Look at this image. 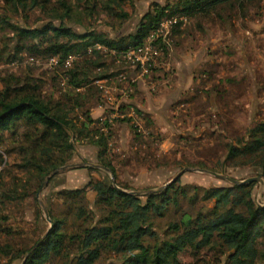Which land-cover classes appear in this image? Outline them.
Listing matches in <instances>:
<instances>
[{"label":"rangeland","instance_id":"rangeland-1","mask_svg":"<svg viewBox=\"0 0 264 264\" xmlns=\"http://www.w3.org/2000/svg\"><path fill=\"white\" fill-rule=\"evenodd\" d=\"M106 1L73 0L74 16L64 24L77 34L96 33L112 39L129 36L155 3L166 6L175 0H128L124 7L131 17L124 22L105 8ZM96 4L98 9L91 17L87 8ZM25 17L31 27L48 22L42 12ZM1 20L0 16V87L9 74H32L43 78L44 97L60 101L67 93L76 92L68 85L67 72L77 68L83 75L88 74L90 86L81 92L87 91L89 100L77 113L82 116L89 111L94 120H113L105 131L109 140L107 156L116 167L118 181L130 186L131 192L166 188L181 172L189 170L177 181V187L187 188L189 194L181 198V209L197 213L206 203L191 201L194 188L233 186L202 170L237 181L261 176L252 167L223 169L222 163L227 144L264 121V0L246 3L244 8H226L219 16L180 19V27L178 20L170 26L168 40L159 34L145 41L142 54L134 48L126 51L144 60L146 48L158 42V54L143 65L108 50L99 53L100 57L95 53L77 55L70 69L49 67L43 58L32 62L33 55L27 53L8 60L13 37ZM12 23L20 24V19L14 18ZM5 50H10L6 57ZM94 62L104 67L97 69ZM101 77L107 78L98 80ZM18 130V135L6 133L0 147L3 190L6 195L21 192L19 200L3 199L0 205V222L8 218L4 226L7 229L0 231V246H12L14 250L32 245L49 232V205L54 215H67V203L57 196L59 191L82 189L92 179H114L105 170L92 167L101 166L97 149L84 142L76 143L74 157L67 166L55 170L42 183L36 182L31 173L16 165V149L23 144L27 127ZM86 194V203L79 207H94L96 193L89 190ZM253 198L258 205H264V183H255ZM180 211L171 208L165 216L154 219L162 239L166 238L168 226L180 219ZM77 224L81 223L71 214L72 230ZM12 256L0 253V264H23L22 259ZM229 256L187 250L180 258L182 264H226ZM113 260L114 255H107L99 264ZM65 263V258H59L52 264Z\"/></svg>","mask_w":264,"mask_h":264},{"label":"trees","instance_id":"trees-1","mask_svg":"<svg viewBox=\"0 0 264 264\" xmlns=\"http://www.w3.org/2000/svg\"><path fill=\"white\" fill-rule=\"evenodd\" d=\"M0 1L3 4L0 9L4 11L0 13L1 21L13 37V49L5 50L4 57L10 51L8 60L27 53L33 55L32 59L43 58L49 62L52 58L83 56L91 48V53L100 57L102 51L95 49L97 45L123 54L130 48L144 47L145 41L157 34L165 20L177 18L180 21L177 27H180L185 18L219 16L226 8H244L246 3L256 0H175L166 6L155 3L134 33L115 39L96 33L77 34L66 27L64 22L75 13L73 0ZM127 1L107 0L104 4L124 22L131 17L124 7ZM97 9V4L87 8L89 16H94ZM32 12L46 14L48 22L29 26L25 16ZM14 18L20 19V24L12 23ZM155 45L160 46L158 42ZM93 64L97 69L104 67L97 62ZM65 75L69 87L76 92L67 93L60 101L44 97L43 78L9 74L2 79L0 147L7 138L6 133L18 135L19 128L27 127L24 142L16 149L19 155L16 165L42 183L55 170L70 163L76 143L87 142L97 149V161L114 179H92L82 189L59 191L57 196L67 203V215H54L49 205L54 226L44 237L16 250L12 246H0V253L12 254L13 259H22L25 264H52L59 258H65V264L69 261L70 264H99L107 255L115 256L110 264H182L180 257L187 250H194L196 254L209 250L230 254L226 264H264V205H258L253 198L255 183L194 188L191 201L206 203L197 213L182 211L181 198H188L189 194L187 188L177 187L178 180L161 192L145 196L127 193L132 188L118 181L116 167L107 156L109 140L105 131L111 128L113 120H94L89 111L80 116L77 111L89 100L88 92H81L90 86L89 76L77 68ZM226 148L223 169L244 165L257 170L264 178V121L229 142ZM3 188L0 181V205L3 199H20V191L6 195ZM89 190L96 193L94 207H79L80 203H86ZM171 208L181 210V217L168 226L166 238L162 239L154 219L165 216ZM71 214L81 223L74 225L73 230L69 225ZM7 220L4 217L0 222V231L7 229L4 228ZM73 255L76 256L71 258Z\"/></svg>","mask_w":264,"mask_h":264},{"label":"built area","instance_id":"built-area-1","mask_svg":"<svg viewBox=\"0 0 264 264\" xmlns=\"http://www.w3.org/2000/svg\"><path fill=\"white\" fill-rule=\"evenodd\" d=\"M178 22L177 18H172L169 20H165L162 25L161 28L159 29V31L157 32V34H154L151 39L156 38L159 34H161L160 36L162 38H164V41L167 40L168 36L170 35V31H171V25H174ZM167 28L170 29L169 31H167ZM150 48H146L147 52H146V56L144 58V60H141L140 57H137V55L132 52V53H128L125 52L123 53V55H126V59H131L134 62L137 61V63H139L140 65L144 64V61H148L150 60L153 56L157 55L159 52V48L160 46H156L154 43L150 44ZM146 46L139 48V52L140 54H142V52L144 51ZM95 49H98L100 51L106 50L105 47H103L102 45H97L95 46ZM93 51V48L89 49V53H91ZM134 53V54H133ZM77 59V55H71L69 57H67L65 60H61V58H52L48 63L49 67H54V68H64V69H70L74 63V61ZM34 59H31V61L33 62Z\"/></svg>","mask_w":264,"mask_h":264},{"label":"water","instance_id":"water-1","mask_svg":"<svg viewBox=\"0 0 264 264\" xmlns=\"http://www.w3.org/2000/svg\"><path fill=\"white\" fill-rule=\"evenodd\" d=\"M92 167L100 168V169H103L106 172L110 173V171L108 169H106V168H104L102 166L93 165ZM67 168H63V169H67ZM185 171H189V170H185ZM185 171L181 172L166 188H168L171 184L175 183L184 174ZM201 172L209 173V174L215 176L216 178H219V179H222V180H226V181L232 183L233 185H244V184H250V183H261V184H263L264 183V178L262 176L255 177V178H249V179H247L245 181H237V180H234L232 178H229V177L217 174V173H210V172H207V171H204V170H202ZM166 188H163V189H160V190H157V191H150L148 193H140V192H127V193H131V194H134V195H137V196H145V195H148V194L160 192V191H162V190H164ZM123 192H126V191H123ZM47 220L51 223V228L50 229H52L53 226H54V223L51 221L50 216H49L48 213H47ZM23 264H25V262H23Z\"/></svg>","mask_w":264,"mask_h":264}]
</instances>
